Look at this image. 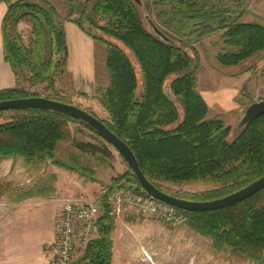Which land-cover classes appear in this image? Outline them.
Masks as SVG:
<instances>
[{"label":"trees","instance_id":"obj_1","mask_svg":"<svg viewBox=\"0 0 264 264\" xmlns=\"http://www.w3.org/2000/svg\"><path fill=\"white\" fill-rule=\"evenodd\" d=\"M0 1L7 5L2 19L4 61L15 78L14 87L0 90V101L39 97L24 84H46L54 93L50 99L70 104L55 90V83L68 75L63 24L71 21L105 48L109 82L105 87L98 86L94 95L108 114V120L102 121L129 146L154 186L178 198L209 201L264 176V114L238 129L230 140L231 127L224 120L207 118L208 106L196 89L197 55L182 49L184 42L178 45L165 32L175 45L155 36L133 0H88L86 5L69 0L68 14L63 17L48 1ZM167 1L171 5L167 22L175 23L182 36L199 40L222 32L224 48L215 57L220 67L237 66L264 51V25L239 21V15L228 5L220 6L211 0ZM17 15V22L31 25L28 44L8 29ZM166 87L173 100L167 96ZM0 118V160L21 159L28 168L50 161L86 181H97L95 170L79 165L77 158L69 164L56 158L59 144L71 142L79 152L109 164L112 154L104 140L97 144L72 138L68 127L71 122L82 123L95 132L80 120L44 109L0 111ZM54 178L51 175L50 179H42L45 184L41 188L29 187L22 198L48 196L54 187L46 183ZM205 179L219 187L178 196L162 185ZM117 189L149 196L130 168L113 178L101 202L98 235L73 264L112 263L113 216L106 201ZM175 210L191 229L209 237L217 249L264 264V189L216 211Z\"/></svg>","mask_w":264,"mask_h":264},{"label":"rangeland","instance_id":"obj_2","mask_svg":"<svg viewBox=\"0 0 264 264\" xmlns=\"http://www.w3.org/2000/svg\"><path fill=\"white\" fill-rule=\"evenodd\" d=\"M44 1L50 2L61 17L68 14L69 0ZM212 1L220 6L228 5L230 11L239 15V21L264 25V0ZM79 2L81 5L87 3L85 0ZM139 9L148 29L150 26L145 15H148L163 33L176 40L178 45L181 41L184 42L181 45L182 49L197 55L196 89L208 106L207 118L218 117L224 120L231 127L229 139L234 138L238 132L237 124L245 108L250 103L258 101L257 86L262 85L264 88V51L254 54L237 66L220 67L215 57L224 48L221 31L206 35L199 40L182 36L181 32L175 29V23L167 22L171 9L167 0H143V8L139 7ZM17 17L18 15L13 18L8 29L11 33H18L24 44H28L31 25L23 21L17 22ZM95 43L96 88L105 87L109 82L105 66L106 50L99 43ZM171 79L172 77L167 79V83ZM24 86L36 96L54 97V93L46 88V84L36 87H29L27 84ZM55 90L70 104L93 113L100 120H108V114L94 97L95 94L87 96L76 91L69 74L56 80ZM2 121L3 119L0 118V122ZM68 127L72 138L77 141L97 144L103 141L82 123L71 122ZM106 145L112 154L108 158V166L90 155L79 152L71 142H61L56 150L55 155L58 160L69 164L70 161L72 163V159L77 158L79 165L94 169V177L97 181H86L78 174L55 166L50 161L28 168L21 159H1L0 192L3 195L0 196V207L4 210V219L0 221V234L6 238L13 233L12 241H17L20 237L19 233L25 231L27 239L28 237L29 240L35 239V244H32L33 248L30 247V250H35L36 264H48L56 245V219L62 200L84 195L90 200L96 199L101 203L111 180L129 171V167L119 153L109 144ZM51 175H54V180L47 181L46 184L54 187L52 193L45 197L22 198L29 187L41 188L45 184L41 180L50 179ZM162 185L178 196L210 191L219 187L208 179L179 184L162 183ZM18 208L21 217L15 220L12 215ZM15 224H18L16 229L20 232L15 229ZM111 239L113 242L111 264H262L235 256L226 249H217L209 237L191 229L184 217L181 222L172 224L155 215H141L127 210L113 217ZM24 242L19 240L18 249H27V244ZM14 244L16 245V242ZM80 256L81 254L71 264Z\"/></svg>","mask_w":264,"mask_h":264},{"label":"water","instance_id":"obj_3","mask_svg":"<svg viewBox=\"0 0 264 264\" xmlns=\"http://www.w3.org/2000/svg\"><path fill=\"white\" fill-rule=\"evenodd\" d=\"M88 1V0H85ZM139 7L143 8V0H133ZM146 21L153 34L165 43L175 45V42L165 35L148 15ZM167 96L173 100L169 88L166 87ZM16 109H44L65 114L73 119L82 121L91 127L99 137L112 146L124 159L127 166L133 171L143 191L153 199L165 205L190 212L216 211L233 206L251 197L264 189V176L251 184L221 198L209 201H191L169 195L154 186L141 171L135 155L129 146L117 137L98 117L88 113L82 108L45 97H29L23 99L0 101V111ZM264 114V100L250 103L244 110L237 124L238 129L244 128L249 122ZM264 261V258H263Z\"/></svg>","mask_w":264,"mask_h":264},{"label":"built area","instance_id":"obj_4","mask_svg":"<svg viewBox=\"0 0 264 264\" xmlns=\"http://www.w3.org/2000/svg\"><path fill=\"white\" fill-rule=\"evenodd\" d=\"M106 202L113 217L131 210L141 215L158 216L172 224L183 220L174 207L131 190L117 189L110 193ZM100 215L99 200H90L84 195L62 200L56 219V245L48 264H71L82 254L87 244L98 235Z\"/></svg>","mask_w":264,"mask_h":264},{"label":"crops","instance_id":"obj_5","mask_svg":"<svg viewBox=\"0 0 264 264\" xmlns=\"http://www.w3.org/2000/svg\"><path fill=\"white\" fill-rule=\"evenodd\" d=\"M6 11L7 5L5 2L0 1V90L15 86L13 72L9 64L4 61L3 53L2 19ZM63 26L68 49L67 73L71 77V81L76 91L83 95L93 96L96 90V43L75 23L65 21ZM257 89L258 100H264V88L262 85H258ZM2 195L3 193L0 192V196ZM21 200L23 199L21 198ZM15 204H17L16 201ZM3 211V208L0 207V221L4 219ZM27 212L29 213V211ZM12 217L15 218V220L21 217L19 208L17 209V212L12 215ZM16 225L18 224L14 225L15 229ZM16 230L20 232L19 229ZM19 234L20 237L17 238V241H12L13 233L11 236H9L10 234L7 235L6 238L3 234H0V264H36L35 250H30V247L33 248L32 244H35V239L33 238L32 240H29V237L27 239L25 231ZM19 240L25 241L24 243L27 244V246L25 245L27 247L26 250L18 249ZM15 242L16 245L14 244Z\"/></svg>","mask_w":264,"mask_h":264}]
</instances>
